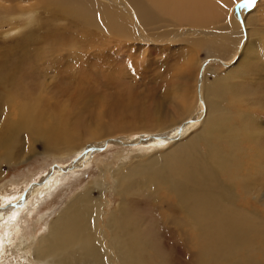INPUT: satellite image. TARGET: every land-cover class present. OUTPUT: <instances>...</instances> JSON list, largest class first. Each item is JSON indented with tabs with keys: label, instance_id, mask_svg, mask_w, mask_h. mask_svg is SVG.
Returning <instances> with one entry per match:
<instances>
[{
	"label": "rangeland",
	"instance_id": "rangeland-1",
	"mask_svg": "<svg viewBox=\"0 0 264 264\" xmlns=\"http://www.w3.org/2000/svg\"><path fill=\"white\" fill-rule=\"evenodd\" d=\"M100 1L117 5L121 2ZM231 2L226 15L232 22L227 20V25H222V22L207 25L200 23L197 27L196 24L191 27L169 15L170 26H161L160 30V27L156 29L152 26L153 30L151 26L148 27L146 32L150 38L136 37L133 38L135 41L129 39L118 43L108 35L106 40L95 28L86 29L80 18L62 17L61 11L51 12L37 4L36 0H0V15L12 16L6 23L0 22V51L16 50L14 47L25 37L31 38L33 47L39 50L25 71V75H31L23 84L27 90L31 89L29 95L33 97V104L30 105H36L47 115L66 111L69 122L80 129L76 130L78 141L73 151L47 153L46 144L40 136L26 129L15 133V148L9 162H6L5 152L0 149V239L4 240L0 250V264H34L26 256L18 257V253L22 254L23 251L20 250L21 246L15 249L17 237L30 238L35 232L39 237L46 232L52 218L77 192L91 182L94 184L104 172L107 179L111 178L108 166L117 167L116 157L120 156L119 153L123 157L128 154L130 158L125 162L131 168L137 164L134 157L137 151L145 152L151 150L152 146H164L165 149L161 150L169 148L170 141L163 143L160 138L151 141V132L129 135L122 134V131L103 135V138H97L98 142L87 141L90 136L88 128H93L96 125L94 121L100 117L105 122L135 125L139 120L132 111L154 106L169 113L173 108L175 85L179 84L181 75L196 70V67L188 65L204 61L198 70L199 75L209 65L210 58L207 56L211 54L205 48L206 41L216 45L218 42L223 49L214 54H220L223 57L221 61L216 58L209 62L217 65L209 73L206 72L208 83L214 82L215 78L225 77L230 84L234 85L237 81V85L246 90L247 96L244 95V98H247L241 106L249 116L264 157V109L260 108L263 101H259L264 99V0H251L250 3L248 0H239L235 4L234 13L239 26L245 29L243 36L238 33V26L231 18ZM5 6L10 7L8 12ZM18 12L22 14L18 16ZM53 13H56L55 17ZM165 28L173 30L172 33L177 31L184 35L155 39L156 35L165 32ZM188 29H196L204 37V30H212L215 39L202 38L204 42L193 44L190 40L200 35H193ZM50 35L57 37L51 38L52 42H49ZM200 106L196 110L205 109V102ZM196 110L187 121L197 116ZM109 111L114 114V121L106 116ZM202 116L200 114L199 118ZM3 117L0 116V124L5 121ZM199 118L198 125L189 133L198 131L202 121ZM122 142H126L125 146ZM85 152L91 155H84ZM241 172L252 177L246 184L248 194L244 191L243 183L238 182L235 198L224 209L230 212L231 226L239 223L247 225L246 239L240 253L221 261L198 257L196 230L189 221V213L183 211V208L177 209L181 204L178 196L169 195L168 200H163L172 206L167 214L163 202L156 206L154 203L149 204L150 201H144L149 191L144 188L140 191V179L132 176L133 198L141 202L144 214L150 215L156 222L154 236L159 241L158 249L161 248L160 257L156 260L158 264H264V163L262 167L256 164L255 170L250 172L248 167L241 169ZM222 180L226 184L231 182L228 176ZM112 182L104 189L107 209L114 207L118 201Z\"/></svg>",
	"mask_w": 264,
	"mask_h": 264
},
{
	"label": "bare ground",
	"instance_id": "bare-ground-1",
	"mask_svg": "<svg viewBox=\"0 0 264 264\" xmlns=\"http://www.w3.org/2000/svg\"><path fill=\"white\" fill-rule=\"evenodd\" d=\"M238 1L121 0L117 5L100 0H36L37 4L51 12L61 11L62 17L80 18L86 29L95 28L106 40L108 35L118 43L136 37L148 39V27L151 26L152 30V26L156 29L160 27V30L161 26H170L169 15L191 27L195 24L197 27L200 23L207 25L222 22V25H227V20L232 22L226 15L230 10V2L231 18L238 26V33L243 36L245 29H241L234 13V6ZM9 10L10 7L7 12ZM18 13V16L22 14ZM53 14L55 17L56 13ZM9 17L12 16L0 15V22L10 20ZM143 29H146L148 35H144L146 33ZM196 29L188 30L194 33L193 35H200ZM164 30L165 32L154 36L155 39L184 35L178 34L177 31L172 33L173 30L166 28ZM188 30V34L192 36ZM202 33L205 37L201 34L200 38L191 39V43H202V38L215 39L212 37V30H204ZM56 37L50 35L49 42L51 38ZM33 46L31 38L25 37L14 47L17 49L12 50L13 52L0 51V116L5 119L0 124V149L5 152L6 162L11 159V152L15 148L14 135L18 130L26 129L31 134L40 136L46 144L47 153L73 151L78 138L76 130L80 131L76 125L74 127L69 122L66 111L47 115L36 105H30L33 104V97L29 95L31 89L27 90L23 84L31 76L28 73L25 75L27 67L39 53ZM205 48L212 55L207 56L210 58L209 62L215 61L216 58L219 61L223 59L220 54L214 55L223 50L218 42L216 45L206 41ZM209 62L205 72L200 75L198 70L204 61L188 65L191 68L196 67V70H191L185 76L181 75L179 84L175 85L173 108L169 113L158 106L132 111L135 114L130 111L139 120L137 124L130 126L101 121V117L94 119L96 125L94 129L88 128L90 136L87 141L96 142L97 138L103 135L122 131V134L129 135L151 132V141L157 138L163 143L170 141L169 148L161 150L165 147L150 146L151 150L137 151L134 154L137 164L131 168L125 162L130 158L128 154L123 157L122 153H119L120 156L116 157L117 167L108 166L111 178L107 179L104 172L94 184L91 182L77 192L52 218L46 232L39 237L35 232L29 239L20 235L17 237L15 249L21 246L20 250L23 251L22 254L18 253V257L26 256L34 264H158L156 260L160 257L161 248L158 249L159 241L154 236L156 222L150 215L144 214L140 207L141 202L131 194L134 187L131 181L133 175L140 179V191H143V188L149 191L144 197V201H150L149 204L158 206L159 202L168 200L169 195L178 196L181 204L177 209L183 208V211L189 213V221L196 230L199 258L221 261L237 255V252L240 253L245 243L247 225L239 223L231 226L230 212L224 208L235 198L238 182L243 183L244 191L248 194L246 184L252 177L244 175L241 169L248 167L250 172L255 170L256 164L262 167L264 157L249 116L241 106L247 98H244L247 96L246 90L239 87L237 81L234 85L230 84L225 77L215 78L214 82L208 83L205 74L217 65L215 62ZM203 101L205 109L196 110L202 107L200 105ZM259 101H263L260 108L264 109V99ZM195 110L198 111L197 116L187 121ZM200 114H203L202 118H199ZM106 116L114 121V114L110 111ZM197 118L202 119L200 128L191 134L189 132L200 121ZM179 123L180 126L171 127ZM166 129L168 130L165 131ZM125 143L122 142V145L125 146ZM131 151L134 152H129ZM86 153L84 155H91ZM224 176L231 179L229 184L223 182ZM111 180L118 201L114 207L107 209L104 189ZM163 208L169 214L172 206L163 202ZM2 239L0 250L4 244Z\"/></svg>",
	"mask_w": 264,
	"mask_h": 264
},
{
	"label": "snow or ice",
	"instance_id": "snow-or-ice-1",
	"mask_svg": "<svg viewBox=\"0 0 264 264\" xmlns=\"http://www.w3.org/2000/svg\"><path fill=\"white\" fill-rule=\"evenodd\" d=\"M248 2L250 3V2H251V0H248Z\"/></svg>",
	"mask_w": 264,
	"mask_h": 264
}]
</instances>
